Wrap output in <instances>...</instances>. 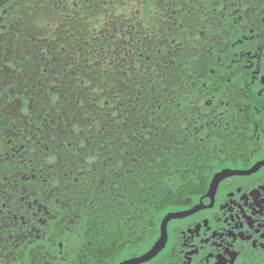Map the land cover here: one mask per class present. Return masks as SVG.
<instances>
[{"label":"trees","instance_id":"obj_1","mask_svg":"<svg viewBox=\"0 0 264 264\" xmlns=\"http://www.w3.org/2000/svg\"><path fill=\"white\" fill-rule=\"evenodd\" d=\"M167 1L0 0V123L12 127L0 143L23 154L42 199L82 213L95 203L108 237L131 208L154 209L145 215L158 226L192 169L211 164L169 124L187 63L171 62L183 57L169 49L177 25L160 30L178 19L179 1Z\"/></svg>","mask_w":264,"mask_h":264},{"label":"flooded vegetation","instance_id":"obj_2","mask_svg":"<svg viewBox=\"0 0 264 264\" xmlns=\"http://www.w3.org/2000/svg\"><path fill=\"white\" fill-rule=\"evenodd\" d=\"M177 1L178 19L160 29L177 25L181 33L165 40L183 53L171 62L187 63L183 109L169 124L178 122L186 146L195 143L211 164L192 169L189 193L158 226L145 215L154 209L131 208L108 237L95 203L82 213L42 199L30 190L23 154L1 142L0 264H118L152 247L169 212L185 214L168 220L163 246L136 264H264V0ZM159 12L160 23L167 13ZM6 132L12 127L0 123ZM222 170L230 173L210 187Z\"/></svg>","mask_w":264,"mask_h":264},{"label":"water","instance_id":"obj_3","mask_svg":"<svg viewBox=\"0 0 264 264\" xmlns=\"http://www.w3.org/2000/svg\"><path fill=\"white\" fill-rule=\"evenodd\" d=\"M229 173L230 172L227 170H222V171L216 173L211 180L210 187L216 186L218 181L221 178H223L224 176L228 175ZM182 214H185V213L169 212V213L165 214L160 221L159 236H158L157 240L154 242V244L152 245V247L143 255L123 260V261L119 262L118 264H136V263L142 262V261L147 260L148 258L154 256L164 244V241L166 238V225H167L168 220H170L171 218L179 217Z\"/></svg>","mask_w":264,"mask_h":264}]
</instances>
